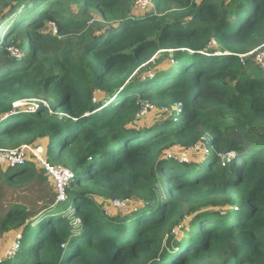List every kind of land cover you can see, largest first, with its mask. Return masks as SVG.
<instances>
[{
	"label": "trees",
	"instance_id": "16d2710c",
	"mask_svg": "<svg viewBox=\"0 0 264 264\" xmlns=\"http://www.w3.org/2000/svg\"><path fill=\"white\" fill-rule=\"evenodd\" d=\"M138 1L0 0V149L47 138L48 161L76 174L35 225L9 210L2 232L25 228L0 264H264V73L241 59L264 43V0ZM93 12L112 27L90 37ZM161 51L174 65L151 64ZM146 104L181 111L144 129ZM198 143L200 162L165 155ZM27 162L9 181L32 175ZM96 197L140 208L113 217Z\"/></svg>",
	"mask_w": 264,
	"mask_h": 264
},
{
	"label": "rangeland",
	"instance_id": "374dc122",
	"mask_svg": "<svg viewBox=\"0 0 264 264\" xmlns=\"http://www.w3.org/2000/svg\"><path fill=\"white\" fill-rule=\"evenodd\" d=\"M142 1V0H140ZM198 4L202 3L205 0H195ZM233 0H218L219 3H225L226 5H230ZM139 2V1H138ZM146 3V2H145ZM40 5V3L38 4ZM146 6H141L142 9H144ZM152 6L147 8V11L150 10ZM138 6L135 7V10H137ZM155 11V6L152 8ZM68 10H70L71 14H76L78 11L81 10L82 7L78 4H75L73 2L70 3L68 6ZM23 11V10H22ZM153 11V12H154ZM36 12L32 11L29 18L26 22H29L34 17V14ZM94 17H88V24L91 27V34L90 37L94 36H100L105 34V32L112 26L106 24L102 18L100 17L97 12H93ZM22 12H19L15 15V18L13 20L14 25L18 22V20L21 18ZM54 31V34L57 33L55 31V26L51 23L47 24L46 33H51ZM217 45V43L213 40L212 43L209 45V48L211 50H218L217 48L214 49V47ZM9 51L12 54H16L18 57L22 56L24 52L27 51L26 49L23 50V48L19 46L17 47H11ZM242 60L245 62L248 61V63H252L253 66L257 67L258 70H261L264 73V43L261 44L259 47H257L254 51L251 53L242 56ZM151 64L154 65L157 69H162L166 66H172L174 65L172 56L167 54L165 51L159 52L155 59L151 62ZM155 68L149 69L145 74H147L149 71H154ZM144 74V75H145ZM104 93H98L96 97V102L99 104V101L104 98ZM39 102L42 105L49 106L50 101L47 99L44 100H28V102L24 105L21 103L17 104V108L14 107V110L16 111H25L30 113L33 108H35V105ZM23 105V106H21ZM51 105V104H50ZM144 108H147L146 112L144 113V109L142 111V114L138 116L139 126L143 127L144 129L154 126L159 121H164L167 119L175 118L176 112H180L181 108L177 111L176 109H157L156 107H152L148 104L144 106ZM37 110V108H36ZM48 144L49 140L46 139H39L35 144L30 145L31 149L33 151H36V153H39L41 156L46 155L48 150ZM53 150H55V146L52 145ZM45 151V154H44ZM168 157H173L178 159L180 162H200V160L203 158V148L201 147V144L198 143L196 146L192 148H184L180 147L178 145L173 146L171 149L167 150L165 153ZM29 157H27L28 159ZM229 159V158H228ZM35 158H33L34 162ZM30 163V162H27ZM8 164L2 163L0 161V262L3 261V259H6L7 256L14 251L16 244H19L17 242L20 240V237L23 233V229L25 227H19L16 229H12L11 231L2 232V222L3 219L6 217V214L9 212L10 209H13L16 206H20L24 209H26L28 215H29V222L31 224L35 225V219L40 217V215L44 214V211L47 210V208L51 207V203H57V196L55 194L53 183L50 181L48 176L41 171V168H39L37 165H34V171L32 172V175L26 178L25 180L21 182H11L8 179V176L6 175V167ZM13 165V164H11ZM164 189V187H162ZM101 207L105 206V211L108 212L113 217H119V218H125L127 216H132V213H134L138 208H140L138 205H136V201L132 200L130 198L125 199H117L112 200L110 202L105 203L104 200H102L99 197L95 198ZM117 201H125L128 204L129 209H122L124 207L117 206ZM133 201L135 202L133 205ZM68 202V201H67ZM66 203V202H65ZM58 204V203H57ZM62 204V203H60ZM69 204V203H67ZM56 205V204H55ZM62 207V206H60ZM73 206H69L70 212H72ZM134 210V211H133ZM120 215H124V217H121ZM192 219V216L188 215L185 218V221L188 222ZM127 224V223H126ZM35 227V226H33ZM36 233V230H34V234ZM204 264H211L210 262H206Z\"/></svg>",
	"mask_w": 264,
	"mask_h": 264
},
{
	"label": "built area",
	"instance_id": "2783aa9c",
	"mask_svg": "<svg viewBox=\"0 0 264 264\" xmlns=\"http://www.w3.org/2000/svg\"><path fill=\"white\" fill-rule=\"evenodd\" d=\"M146 2V3H145ZM138 4L140 6H146L152 4V0H142L139 1ZM28 102V100L19 101L14 104V107L17 108V104L21 103L24 105ZM23 106V105H21ZM38 103L35 105V108L32 111H36L38 108ZM153 107V106H152ZM147 108H144V113L147 111ZM27 157H29L27 159ZM35 158L34 163L38 164L42 169H44L45 174L49 177L50 181L53 183L55 188L56 196H57V203L66 202L69 199L68 196V189L75 178V174L63 167V166H56L51 164L43 155L41 156L36 151H33L30 146L24 145L17 149H0V161L5 164L13 165H21L25 161H33ZM117 206L124 207L122 209H128V204L125 201H117ZM16 248V247H15ZM11 252L10 254H12Z\"/></svg>",
	"mask_w": 264,
	"mask_h": 264
},
{
	"label": "clouds",
	"instance_id": "9594fccd",
	"mask_svg": "<svg viewBox=\"0 0 264 264\" xmlns=\"http://www.w3.org/2000/svg\"><path fill=\"white\" fill-rule=\"evenodd\" d=\"M152 6H153V4H152ZM36 101H37V100H36ZM95 102H96V99H95ZM39 104H40V102H39ZM39 104H38V105H39ZM44 106H45V107H49V106H47V105H44ZM39 107H40V105H39ZM39 107H38V108H39ZM38 108H37V109H38ZM180 108H181V104H178V105H176V107H175L176 110H179ZM32 112H33V111H31V113H32ZM23 146H24V145H23ZM27 146H30V145H27ZM21 147H22V146H21ZM16 149H17V148H16ZM44 154H45V151H44ZM43 156L47 159V156H46V155H43ZM47 160H48V159H47ZM28 162L33 163V164L36 165V163H34L32 160H30V161H28ZM56 166H57V165H56ZM69 170H70V169H69ZM71 171H72V170H71ZM72 172H73V171H72ZM73 173H74V172H73ZM74 174H75V173H74ZM75 176H76V174H75ZM74 179H75V178H74ZM54 190H55V188H54ZM68 196H69V193H68ZM69 197H70V196H69ZM68 200H69V199H68ZM68 200H67V201H68ZM67 201H66V202H67ZM63 203H65V202H63ZM58 204H60V203H58ZM128 209H129V208H128ZM1 262H2V261H1Z\"/></svg>",
	"mask_w": 264,
	"mask_h": 264
}]
</instances>
